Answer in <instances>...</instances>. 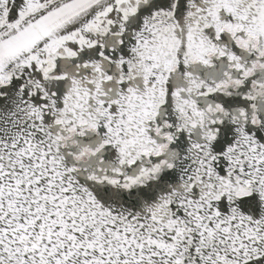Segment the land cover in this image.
Instances as JSON below:
<instances>
[{"label": "snow or ice", "instance_id": "obj_1", "mask_svg": "<svg viewBox=\"0 0 264 264\" xmlns=\"http://www.w3.org/2000/svg\"><path fill=\"white\" fill-rule=\"evenodd\" d=\"M0 264H264V0H0Z\"/></svg>", "mask_w": 264, "mask_h": 264}]
</instances>
